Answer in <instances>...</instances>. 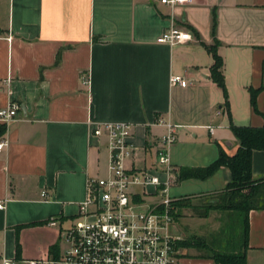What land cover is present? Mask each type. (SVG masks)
<instances>
[{
	"label": "crops",
	"instance_id": "obj_1",
	"mask_svg": "<svg viewBox=\"0 0 264 264\" xmlns=\"http://www.w3.org/2000/svg\"><path fill=\"white\" fill-rule=\"evenodd\" d=\"M172 25L192 38L158 41ZM216 40L228 105L204 44ZM173 74L186 82L172 83ZM11 100L20 108L13 121L0 120L6 126L0 141L8 140L0 148V198L6 199L0 254L24 264L64 253V231L85 197L88 176L109 172L108 138L93 134L90 120L133 123L130 140L139 150L129 165L135 167L156 162L167 132L159 120L177 124L170 193L201 203L226 187L231 169L182 178L181 167L206 166L222 148L234 154L239 140L232 121L264 125V0H0V108ZM252 167L255 177L264 176V149L254 150ZM177 209L175 219L183 221L174 222V232L205 242L179 244L185 264H217L214 250H245L247 264H264V208L248 212L247 245L245 212L211 208L198 216L189 205ZM53 215L58 224L49 223ZM233 232L238 244L229 250Z\"/></svg>",
	"mask_w": 264,
	"mask_h": 264
},
{
	"label": "built area",
	"instance_id": "obj_2",
	"mask_svg": "<svg viewBox=\"0 0 264 264\" xmlns=\"http://www.w3.org/2000/svg\"><path fill=\"white\" fill-rule=\"evenodd\" d=\"M161 1L175 5L190 0ZM191 38L189 30L172 25L157 39L174 45ZM171 82L184 83L186 79L173 74ZM19 108L20 103L11 100L0 108V120L13 121ZM159 122L167 126V132L160 138L156 162L135 167L129 165L139 150L130 140L133 123L90 120L92 133L108 138L109 172L88 176L74 222L65 228L68 246L61 257L22 259L24 264H185L179 250L183 237L173 229L176 208L170 193L177 177L170 156L177 124L164 119ZM7 142L2 139L0 148ZM42 194L48 195V191L44 189ZM5 206L6 199L0 198V208ZM49 223L58 224L57 216L50 217ZM0 264H19V260L0 254Z\"/></svg>",
	"mask_w": 264,
	"mask_h": 264
},
{
	"label": "trees",
	"instance_id": "obj_3",
	"mask_svg": "<svg viewBox=\"0 0 264 264\" xmlns=\"http://www.w3.org/2000/svg\"><path fill=\"white\" fill-rule=\"evenodd\" d=\"M217 25V14L213 13V30L215 32ZM198 35V31H196ZM213 53L214 63L211 66L212 78L222 87L225 95V103L229 104L228 90L223 72V58L217 51V40L212 44L204 43ZM256 92L252 91V104L256 107ZM231 127L239 140V147L234 154H229L223 148L217 159L206 166H183L180 170V177H201L205 178L213 174L221 166H228L232 172V178L226 187L216 193V195L206 199L201 203H192L190 197L174 199L173 205L178 214L181 205L191 206L194 214L198 216L208 215L211 208H222L240 210L245 212L244 241L247 245L248 234V212L251 208H264V176L255 177L252 167L253 152L256 149H264V125H238L233 121ZM6 129L5 124L0 125V134ZM181 245L204 244L202 238L193 236L182 238L179 241ZM213 257L217 264H247V254L245 250L238 252L213 251Z\"/></svg>",
	"mask_w": 264,
	"mask_h": 264
},
{
	"label": "rangeland",
	"instance_id": "obj_4",
	"mask_svg": "<svg viewBox=\"0 0 264 264\" xmlns=\"http://www.w3.org/2000/svg\"><path fill=\"white\" fill-rule=\"evenodd\" d=\"M200 201V200H199ZM182 221H183V218H179V219H175L174 220V222L176 223V224H178L179 226L182 224ZM232 231H234L233 229H232ZM230 245H227V249H232V246L234 247V246H236V244H238V237H237V235H236V233H234L233 232V234H232V236H231V238H230Z\"/></svg>",
	"mask_w": 264,
	"mask_h": 264
}]
</instances>
